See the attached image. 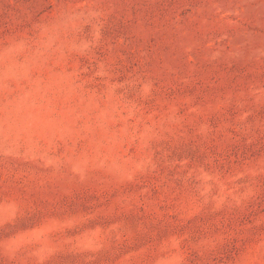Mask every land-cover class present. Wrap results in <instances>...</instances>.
Returning <instances> with one entry per match:
<instances>
[{
  "label": "rangeland",
  "instance_id": "obj_1",
  "mask_svg": "<svg viewBox=\"0 0 264 264\" xmlns=\"http://www.w3.org/2000/svg\"><path fill=\"white\" fill-rule=\"evenodd\" d=\"M0 264H264V0H0Z\"/></svg>",
  "mask_w": 264,
  "mask_h": 264
}]
</instances>
